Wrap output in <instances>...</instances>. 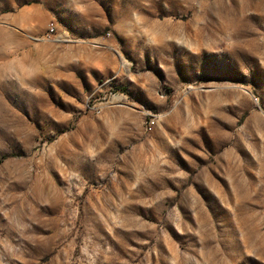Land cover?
I'll return each instance as SVG.
<instances>
[{
  "label": "rangeland",
  "instance_id": "rangeland-1",
  "mask_svg": "<svg viewBox=\"0 0 264 264\" xmlns=\"http://www.w3.org/2000/svg\"><path fill=\"white\" fill-rule=\"evenodd\" d=\"M0 264H264V0H0Z\"/></svg>",
  "mask_w": 264,
  "mask_h": 264
},
{
  "label": "crops",
  "instance_id": "crops-1",
  "mask_svg": "<svg viewBox=\"0 0 264 264\" xmlns=\"http://www.w3.org/2000/svg\"><path fill=\"white\" fill-rule=\"evenodd\" d=\"M32 10L38 11V8H34ZM32 15H31V10L29 11L28 9H23V25L24 26H29V23L32 21Z\"/></svg>",
  "mask_w": 264,
  "mask_h": 264
},
{
  "label": "built area",
  "instance_id": "built-area-1",
  "mask_svg": "<svg viewBox=\"0 0 264 264\" xmlns=\"http://www.w3.org/2000/svg\"><path fill=\"white\" fill-rule=\"evenodd\" d=\"M54 28L53 27H50L49 30L52 31Z\"/></svg>",
  "mask_w": 264,
  "mask_h": 264
}]
</instances>
